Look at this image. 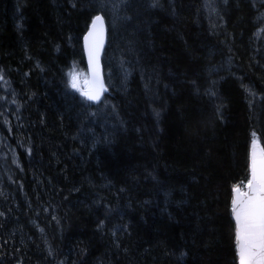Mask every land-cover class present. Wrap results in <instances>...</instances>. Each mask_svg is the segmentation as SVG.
<instances>
[{"label":"trees","instance_id":"obj_1","mask_svg":"<svg viewBox=\"0 0 264 264\" xmlns=\"http://www.w3.org/2000/svg\"><path fill=\"white\" fill-rule=\"evenodd\" d=\"M97 15L90 101L71 77ZM0 95V264H238L264 0H0Z\"/></svg>","mask_w":264,"mask_h":264},{"label":"snow or ice","instance_id":"obj_2","mask_svg":"<svg viewBox=\"0 0 264 264\" xmlns=\"http://www.w3.org/2000/svg\"><path fill=\"white\" fill-rule=\"evenodd\" d=\"M102 32L103 21L97 16L93 20V30ZM92 54L90 53V63ZM97 83L98 73H97ZM71 87L77 88L76 78L71 80ZM100 90H103L102 84L99 85ZM81 95L87 100L96 101L99 99L100 92L94 94L81 91ZM255 140L253 149H255ZM251 179L248 181L249 191L246 199L243 201L239 198V187L234 186L233 192V215L236 221V250L239 256V264H264V157L261 158L259 172L257 171L256 153L253 150L251 158Z\"/></svg>","mask_w":264,"mask_h":264},{"label":"water","instance_id":"obj_3","mask_svg":"<svg viewBox=\"0 0 264 264\" xmlns=\"http://www.w3.org/2000/svg\"><path fill=\"white\" fill-rule=\"evenodd\" d=\"M102 18L103 21V28L102 32L99 30V26L96 30H93V21L90 24L89 28L87 29L85 35L83 36L82 43H83V51H84V57H85V63H86V68H87V73H88V82L90 86L91 92L94 94L95 92L99 91V100L102 99L103 94L105 92V83H104V77H103V70H102V55L104 52V48L106 46V41H107V28H106V23L102 15H97ZM96 16V17H97ZM95 17V18H96ZM94 18V19H95ZM90 53L92 54V61L90 63ZM97 73H98V80L99 83H97ZM102 84L103 90H100L99 85ZM253 150L256 153V162H257V171L259 172L260 168V162L261 158L264 157V149L262 146H255V149H253V144H250V150H249V179H251V169H250V164H251V158H252V153ZM249 181V180H248ZM246 192L242 193L239 191V198L241 201L246 199V195L249 191L248 188V182L246 185ZM240 190V189H239ZM234 192H233V197H234ZM233 201V198H232ZM233 207V204H232ZM232 210V209H231ZM232 219L235 224V232H236V221L233 215L232 211ZM235 245H236V239H235ZM237 252V250H236ZM238 258V264H239V256L237 254Z\"/></svg>","mask_w":264,"mask_h":264},{"label":"rangeland","instance_id":"obj_4","mask_svg":"<svg viewBox=\"0 0 264 264\" xmlns=\"http://www.w3.org/2000/svg\"><path fill=\"white\" fill-rule=\"evenodd\" d=\"M73 77L76 78L77 88L80 89L79 91L78 90H76V91H78L80 94H81V91L91 93L90 91H88L89 84H88L87 70H86V75H84L82 73H76L71 77V80ZM6 149H9L8 145H6V144L2 145L0 142V155L1 156L5 154Z\"/></svg>","mask_w":264,"mask_h":264},{"label":"bare ground","instance_id":"obj_5","mask_svg":"<svg viewBox=\"0 0 264 264\" xmlns=\"http://www.w3.org/2000/svg\"><path fill=\"white\" fill-rule=\"evenodd\" d=\"M4 87H5V86H4ZM7 91H8V90H7ZM0 96H1V95H0ZM0 98H1V97H0ZM253 142H254V140L252 141V144H253ZM255 142H256V143H255V146H258V147L261 146L258 140H255ZM246 188H247V187L245 186L244 188L240 189V191H241L242 193H245V192H246Z\"/></svg>","mask_w":264,"mask_h":264}]
</instances>
